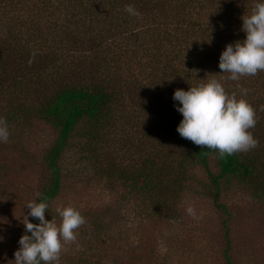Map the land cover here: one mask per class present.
<instances>
[{"label": "trees", "instance_id": "obj_1", "mask_svg": "<svg viewBox=\"0 0 264 264\" xmlns=\"http://www.w3.org/2000/svg\"><path fill=\"white\" fill-rule=\"evenodd\" d=\"M255 0H0V172L11 150L38 167L50 204L63 185L61 157L73 137L93 173L135 193L144 219L169 221L203 174L205 195L224 218L222 264L233 259L237 210L221 200L232 184L264 212V72L223 80L225 91L256 109L255 148L220 157L176 131L177 88L227 76L218 67L226 43L242 40V16ZM132 5L140 17L129 15ZM53 133L42 146L33 126ZM8 167V168H7ZM205 184V186H204ZM179 210V211H180ZM148 217V218H147ZM33 223L38 220L29 216ZM151 224V223H150ZM30 234V233H29Z\"/></svg>", "mask_w": 264, "mask_h": 264}, {"label": "rangeland", "instance_id": "obj_2", "mask_svg": "<svg viewBox=\"0 0 264 264\" xmlns=\"http://www.w3.org/2000/svg\"><path fill=\"white\" fill-rule=\"evenodd\" d=\"M28 132L38 147L53 136L39 124ZM81 142L82 138L73 137L64 151L62 191L50 204L57 224L58 205L71 204L86 221L75 230L76 240L64 246L59 264H222L224 216L199 184V179L205 181L201 171L183 195L182 209L169 221L158 219L154 226L153 219H144L140 200L130 188L93 173L92 163L82 156ZM4 161L11 167L0 172V264H14L13 252L25 231L22 220L28 209L24 205L37 199L42 183L39 168L28 165L19 152L11 150ZM221 200L237 210L231 224L233 259L237 264H264L260 206L232 184L223 186ZM189 205L194 215L187 213Z\"/></svg>", "mask_w": 264, "mask_h": 264}, {"label": "clouds", "instance_id": "obj_3", "mask_svg": "<svg viewBox=\"0 0 264 264\" xmlns=\"http://www.w3.org/2000/svg\"><path fill=\"white\" fill-rule=\"evenodd\" d=\"M125 11L137 18L141 15L132 5H126ZM241 30L245 37L226 43L219 55L218 67L221 73L228 74L226 77L207 79L172 93V99L179 102L174 107L182 116L176 126L178 134L197 146L216 150L220 157L248 151L258 143L249 131L256 124V109L244 98L248 90L240 88L237 97L236 93L225 91L222 81H238L243 76L264 72V0H255L251 12L242 16ZM9 136L7 122L0 117V142H7ZM25 206V231L13 252L14 264H59L64 246L76 240L75 230L86 222L84 216L71 204L58 205L57 224L53 218L45 219L49 207L46 199H34ZM186 211L194 215L191 205ZM29 216L39 222H31Z\"/></svg>", "mask_w": 264, "mask_h": 264}]
</instances>
